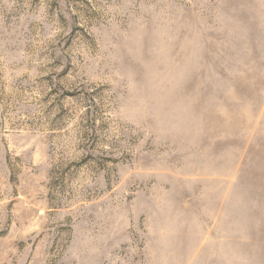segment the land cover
<instances>
[{"label": "rangeland", "instance_id": "rangeland-1", "mask_svg": "<svg viewBox=\"0 0 264 264\" xmlns=\"http://www.w3.org/2000/svg\"><path fill=\"white\" fill-rule=\"evenodd\" d=\"M0 264H264V0H0Z\"/></svg>", "mask_w": 264, "mask_h": 264}]
</instances>
